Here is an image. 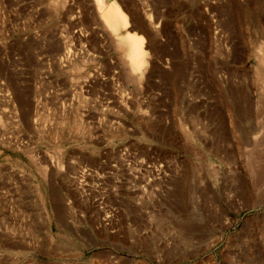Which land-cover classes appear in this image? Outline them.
Returning <instances> with one entry per match:
<instances>
[{
  "label": "rangeland",
  "instance_id": "rangeland-1",
  "mask_svg": "<svg viewBox=\"0 0 264 264\" xmlns=\"http://www.w3.org/2000/svg\"><path fill=\"white\" fill-rule=\"evenodd\" d=\"M113 1L0 0V264H264V0Z\"/></svg>",
  "mask_w": 264,
  "mask_h": 264
},
{
  "label": "bare ground",
  "instance_id": "bare-ground-1",
  "mask_svg": "<svg viewBox=\"0 0 264 264\" xmlns=\"http://www.w3.org/2000/svg\"><path fill=\"white\" fill-rule=\"evenodd\" d=\"M97 8L99 9L100 19L102 23L105 25L104 27L116 33L119 28H126L127 27V19L126 16L123 14L119 6L113 0H107V7L104 9L102 8L101 0H95ZM150 30L156 31V27L150 24ZM156 35V34H155ZM121 40H125L127 45L126 57L128 58L130 66L133 70V73L138 74L140 79H143V75H147V70L145 65L147 61H149V57L144 51L143 47V38L138 37L136 34L127 33L125 37ZM124 50V48H123ZM69 53H66L64 59H68ZM127 60V61H128ZM129 66V67H130ZM132 73V74H133Z\"/></svg>",
  "mask_w": 264,
  "mask_h": 264
}]
</instances>
